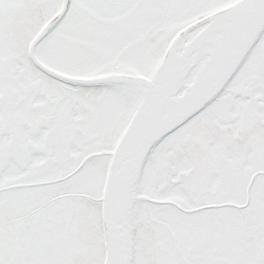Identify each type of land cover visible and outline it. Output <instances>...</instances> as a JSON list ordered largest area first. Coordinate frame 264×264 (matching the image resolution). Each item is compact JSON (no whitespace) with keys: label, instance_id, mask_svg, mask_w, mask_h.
Listing matches in <instances>:
<instances>
[{"label":"snow or ice","instance_id":"obj_1","mask_svg":"<svg viewBox=\"0 0 264 264\" xmlns=\"http://www.w3.org/2000/svg\"><path fill=\"white\" fill-rule=\"evenodd\" d=\"M0 264H264V0H0Z\"/></svg>","mask_w":264,"mask_h":264}]
</instances>
